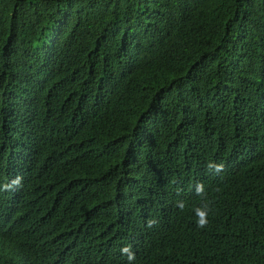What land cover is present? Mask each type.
<instances>
[{
	"label": "trees",
	"instance_id": "obj_1",
	"mask_svg": "<svg viewBox=\"0 0 264 264\" xmlns=\"http://www.w3.org/2000/svg\"><path fill=\"white\" fill-rule=\"evenodd\" d=\"M0 264H264V0H0Z\"/></svg>",
	"mask_w": 264,
	"mask_h": 264
},
{
	"label": "clouds",
	"instance_id": "obj_2",
	"mask_svg": "<svg viewBox=\"0 0 264 264\" xmlns=\"http://www.w3.org/2000/svg\"><path fill=\"white\" fill-rule=\"evenodd\" d=\"M198 216H199V220H198V226L200 227H204L205 224L207 223L206 219H205V212L203 211H199L198 213Z\"/></svg>",
	"mask_w": 264,
	"mask_h": 264
}]
</instances>
